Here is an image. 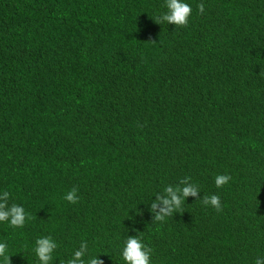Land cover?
I'll use <instances>...</instances> for the list:
<instances>
[{"label":"trees","instance_id":"obj_1","mask_svg":"<svg viewBox=\"0 0 264 264\" xmlns=\"http://www.w3.org/2000/svg\"><path fill=\"white\" fill-rule=\"evenodd\" d=\"M187 2L175 26L154 21L164 0H0V191L29 216L0 223L10 264H39L41 236L52 264L82 241L124 264L135 235L152 264L264 255V0ZM186 177L198 196L157 221Z\"/></svg>","mask_w":264,"mask_h":264},{"label":"clouds","instance_id":"obj_2","mask_svg":"<svg viewBox=\"0 0 264 264\" xmlns=\"http://www.w3.org/2000/svg\"><path fill=\"white\" fill-rule=\"evenodd\" d=\"M165 11L155 18V23L175 26H186L192 15V6L187 0H164ZM200 13L204 12L203 3L198 5ZM231 176L218 174L215 176L214 183L217 188L227 185ZM200 187L191 182L186 177L180 182V186H167L164 188L165 196L161 197L157 203H162L163 208L155 215L157 221H164L166 217L182 207L189 196L197 197ZM64 199L70 203H77L79 200L78 189L73 188L66 193ZM10 193L0 191V223H7L13 227H22L29 218L25 208L20 204H9ZM203 203L214 207L217 211L221 210V198L219 195L212 194L203 197ZM157 203L152 204L155 210ZM58 243L51 236H41L35 240L34 253L39 264H52L54 254L57 252ZM99 256H91L87 242H81L79 248L75 250L67 264H102ZM121 256L124 264H152V249L149 248L138 236H127L123 241ZM9 246L6 242L0 241V264H10ZM254 264H264V255H258Z\"/></svg>","mask_w":264,"mask_h":264}]
</instances>
